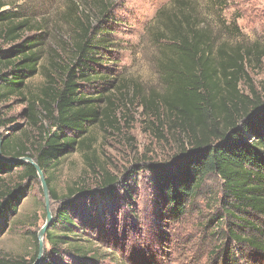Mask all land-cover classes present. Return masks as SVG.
<instances>
[{
    "label": "trees",
    "instance_id": "obj_1",
    "mask_svg": "<svg viewBox=\"0 0 264 264\" xmlns=\"http://www.w3.org/2000/svg\"><path fill=\"white\" fill-rule=\"evenodd\" d=\"M85 1L96 17L89 18L88 9L81 11L84 22L74 7L70 9L68 16L75 26L68 65L58 68L51 61L60 79L46 72V84L37 95H29L27 80L40 72L45 58L38 35L41 23L0 13V43L9 45L0 50L1 152L7 161L33 159L46 176L51 199L61 201L46 233L48 248L40 264H160L149 239L128 253L129 247L118 234L115 213L118 186L122 184L125 201L130 203H134L130 199L133 188L127 179L121 181L93 165L87 137L90 129L115 122L114 95L106 99L105 109L99 102L106 93L125 86L109 69L116 60L113 37L120 24L113 15V1ZM211 1L213 10L228 6L226 0ZM5 2L0 0V12ZM155 19L150 30L161 51L159 68L166 91L158 98L160 104L150 99L144 105L189 144L168 163L146 167L154 177L155 202L165 208L158 217L178 222L204 197L206 179L213 177L220 183L222 207L215 234L225 238L212 256L215 264H264V97L252 87H246V94L241 89L248 65L264 60V47L259 43L247 47L219 44L198 0H171ZM232 28L238 30L236 24ZM12 101L26 106L23 115L37 132L35 140L15 119L3 115ZM40 117L49 122V128ZM5 128L10 129L1 132ZM75 151L82 153L91 172H102L100 193L90 197L91 210L82 208L86 188H73L61 200L51 187L54 172ZM137 169L134 166L132 173ZM14 174L21 176L19 182L7 186L3 178ZM38 180L33 165L0 160V232L14 224L19 202L29 187L24 182ZM105 198L114 202L113 209L106 205L95 210V202L101 199L104 204ZM93 238L110 244L111 251L96 253ZM162 238L156 244L162 245ZM38 255L39 250L31 261L0 259V264H34Z\"/></svg>",
    "mask_w": 264,
    "mask_h": 264
},
{
    "label": "rangeland",
    "instance_id": "obj_2",
    "mask_svg": "<svg viewBox=\"0 0 264 264\" xmlns=\"http://www.w3.org/2000/svg\"><path fill=\"white\" fill-rule=\"evenodd\" d=\"M5 1L0 13L16 14L20 21L28 19L37 25L41 23L38 35H41L45 58L40 72L27 80L29 95H37L46 84V72L53 75L54 79H60L55 68L50 66L51 61L56 62L58 68L68 65L75 26L68 16L70 9L74 7L76 16L81 17L84 22L81 11L86 12L88 9V16L93 19L96 11L89 8L85 0ZM112 1L113 15L120 24L113 37L116 60L109 69L125 88L106 93L105 98L99 102L105 109L109 104L106 99L114 95L111 98L112 117L115 120L113 126L108 125V122L96 125L90 129L87 137L94 154L95 168L100 167L121 181L127 179V183L133 188L130 199L134 203L125 201L127 198L121 191L122 184L117 188L119 199L115 218L118 220L119 237L124 240L126 248L129 247L130 255L132 246H144L149 239L154 245L152 251L158 254L160 264H215L212 256L216 248L225 242L221 234H215L219 229L218 212L222 208L221 202H218L219 181L213 177L207 178L204 197L198 199L178 222H171L167 218L158 217L159 211L165 208L156 204L154 177L146 170L150 164L160 166L168 163L181 152L182 147L189 145L184 136L170 129L168 122L156 120L152 108L144 105V101L150 99H155L154 104H160L158 98L166 91L159 68L161 51L154 42L150 28L155 25L158 12L166 8L171 0ZM226 1V8L213 10L210 8L211 0H198L203 18L215 30L219 44L247 47L259 43L264 47V0ZM232 24H236L237 31L232 28ZM8 48L9 45L0 43V50ZM246 72L247 78L241 86L243 93H247L246 87H252L260 97H264V60L248 65ZM6 106L3 115L7 119H15L27 136L35 140L37 132L30 127L23 115L26 106L17 101ZM40 121L45 128H49L47 120L40 117ZM8 129L10 128L1 132ZM134 166H138L136 173L131 171ZM101 174L97 170L95 173L91 172L82 153L75 151L54 172L51 187L61 200L67 198L73 188H86L82 208L91 210L90 197L100 193L98 178ZM19 177L21 176L16 174L4 177L3 182L7 186H14L19 182ZM44 178L46 179L45 175ZM25 183L29 187L19 202L14 224L0 232V259L6 262L33 259L40 248L38 234L47 219L46 199L40 179ZM105 200L106 203L103 204L98 199L94 209L101 211L106 205L113 209L114 202L109 198ZM60 204V200H52L50 195L53 216ZM157 236L164 237L162 245L160 242L156 244ZM92 241L96 253L102 254L112 249L110 244L105 245L98 238H93ZM46 248L48 243L45 236L44 251Z\"/></svg>",
    "mask_w": 264,
    "mask_h": 264
},
{
    "label": "water",
    "instance_id": "obj_3",
    "mask_svg": "<svg viewBox=\"0 0 264 264\" xmlns=\"http://www.w3.org/2000/svg\"><path fill=\"white\" fill-rule=\"evenodd\" d=\"M1 138H0V159H3L6 163H14V164H23V163H29L31 165H33L38 173L39 179L41 181L42 184V189H43V193L46 199V210H47V219H46V223L43 226V228L40 230L39 234H38V240H39V255L38 258L36 259L34 264H40L43 258V254H44V238L46 236V233L48 231V229L50 228L52 222H53V214L50 210V192L46 183V179L44 178V174L43 172L40 170V168L38 167V165L35 163V161L31 158H21L18 160H14V161H7L1 152Z\"/></svg>",
    "mask_w": 264,
    "mask_h": 264
}]
</instances>
